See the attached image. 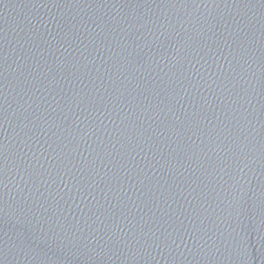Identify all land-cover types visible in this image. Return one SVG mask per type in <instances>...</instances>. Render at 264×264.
Returning <instances> with one entry per match:
<instances>
[{
	"label": "water",
	"instance_id": "obj_1",
	"mask_svg": "<svg viewBox=\"0 0 264 264\" xmlns=\"http://www.w3.org/2000/svg\"><path fill=\"white\" fill-rule=\"evenodd\" d=\"M0 264H264V0H0Z\"/></svg>",
	"mask_w": 264,
	"mask_h": 264
}]
</instances>
